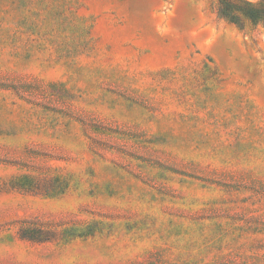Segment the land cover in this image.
Wrapping results in <instances>:
<instances>
[{
	"label": "rangeland",
	"instance_id": "rangeland-1",
	"mask_svg": "<svg viewBox=\"0 0 264 264\" xmlns=\"http://www.w3.org/2000/svg\"><path fill=\"white\" fill-rule=\"evenodd\" d=\"M21 174L52 189L0 191V264H264V27L0 0V186Z\"/></svg>",
	"mask_w": 264,
	"mask_h": 264
},
{
	"label": "trees",
	"instance_id": "trees-1",
	"mask_svg": "<svg viewBox=\"0 0 264 264\" xmlns=\"http://www.w3.org/2000/svg\"><path fill=\"white\" fill-rule=\"evenodd\" d=\"M217 13L219 17L223 18L230 24L235 25L240 30L252 29L257 27H264V0H216ZM8 185V184H6ZM42 185L35 183V180L29 174L18 175L10 181L8 186H0V191L9 190H23L38 192L42 189L49 193L52 189L50 186L41 188ZM94 223H90L87 226L72 228L69 230V236L72 237H88L95 233ZM30 229L27 226H22L21 236L24 238H30L38 241H49L54 239V230H40L41 232ZM67 235V234H66Z\"/></svg>",
	"mask_w": 264,
	"mask_h": 264
}]
</instances>
